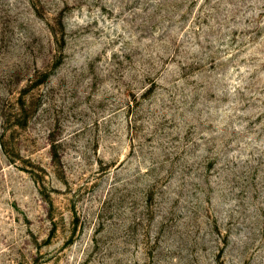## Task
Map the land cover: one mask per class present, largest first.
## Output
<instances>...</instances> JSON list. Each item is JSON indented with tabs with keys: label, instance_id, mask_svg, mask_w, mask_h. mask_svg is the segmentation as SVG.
<instances>
[{
	"label": "rangeland",
	"instance_id": "obj_1",
	"mask_svg": "<svg viewBox=\"0 0 264 264\" xmlns=\"http://www.w3.org/2000/svg\"><path fill=\"white\" fill-rule=\"evenodd\" d=\"M0 264H264V0H0Z\"/></svg>",
	"mask_w": 264,
	"mask_h": 264
}]
</instances>
